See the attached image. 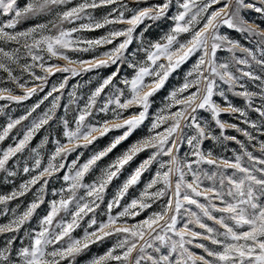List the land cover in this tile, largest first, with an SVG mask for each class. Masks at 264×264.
<instances>
[{
  "label": "snow or ice",
  "instance_id": "snow-or-ice-1",
  "mask_svg": "<svg viewBox=\"0 0 264 264\" xmlns=\"http://www.w3.org/2000/svg\"><path fill=\"white\" fill-rule=\"evenodd\" d=\"M0 185V264H264V0H0Z\"/></svg>",
  "mask_w": 264,
  "mask_h": 264
},
{
  "label": "rangeland",
  "instance_id": "rangeland-1",
  "mask_svg": "<svg viewBox=\"0 0 264 264\" xmlns=\"http://www.w3.org/2000/svg\"><path fill=\"white\" fill-rule=\"evenodd\" d=\"M97 31H99V30H97ZM222 117L223 118H225V119H229V117H228V115L225 113V114H222ZM231 131V130H230ZM232 134H235V133H232ZM39 135V134H38ZM238 135V134H237ZM33 143H35V138H34V142ZM5 190H8V189H6L5 188V186H3V185H0V191H5ZM94 251H95V249H94Z\"/></svg>",
  "mask_w": 264,
  "mask_h": 264
}]
</instances>
